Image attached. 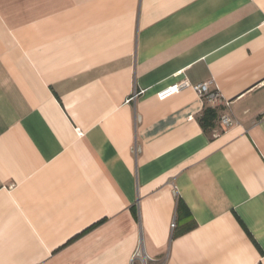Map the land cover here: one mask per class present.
<instances>
[{"label":"crops","instance_id":"0c3cea01","mask_svg":"<svg viewBox=\"0 0 264 264\" xmlns=\"http://www.w3.org/2000/svg\"><path fill=\"white\" fill-rule=\"evenodd\" d=\"M137 250L264 264V0H0V264Z\"/></svg>","mask_w":264,"mask_h":264},{"label":"built area","instance_id":"2783aa9c","mask_svg":"<svg viewBox=\"0 0 264 264\" xmlns=\"http://www.w3.org/2000/svg\"><path fill=\"white\" fill-rule=\"evenodd\" d=\"M210 83L211 81H204L201 83L196 84H190L188 80L183 79L179 82L173 83L170 86H168L165 90L160 92V96L175 93L183 88H191L194 93L200 97L205 99L207 103H209L212 106H216L219 104H223L224 106H228V101H222L219 91L210 89ZM220 123L221 125L228 127L234 123V121L231 119L230 116L227 114H222L220 116ZM175 226L174 221L171 223V228ZM132 259H140L142 264L146 263L147 258L143 255H141L140 251L137 250L134 254ZM132 262V261H131ZM132 264V263H131Z\"/></svg>","mask_w":264,"mask_h":264},{"label":"trees","instance_id":"16d2710c","mask_svg":"<svg viewBox=\"0 0 264 264\" xmlns=\"http://www.w3.org/2000/svg\"><path fill=\"white\" fill-rule=\"evenodd\" d=\"M208 112H211V114H210V115L212 116V114H213V111H212V110H209ZM209 118H210V117H209Z\"/></svg>","mask_w":264,"mask_h":264}]
</instances>
